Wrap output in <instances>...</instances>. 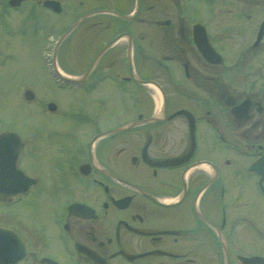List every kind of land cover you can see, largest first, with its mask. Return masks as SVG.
I'll list each match as a JSON object with an SVG mask.
<instances>
[{
	"label": "flooded vegetation",
	"instance_id": "obj_1",
	"mask_svg": "<svg viewBox=\"0 0 264 264\" xmlns=\"http://www.w3.org/2000/svg\"><path fill=\"white\" fill-rule=\"evenodd\" d=\"M262 7L0 0V66L23 18L72 100L30 109L21 84L25 132L0 113L19 135L0 136V170L28 185L0 207L43 202L31 219L0 212L27 243L21 264H264Z\"/></svg>",
	"mask_w": 264,
	"mask_h": 264
},
{
	"label": "rangeland",
	"instance_id": "obj_2",
	"mask_svg": "<svg viewBox=\"0 0 264 264\" xmlns=\"http://www.w3.org/2000/svg\"><path fill=\"white\" fill-rule=\"evenodd\" d=\"M258 12H260L259 15H261L264 10L260 11L258 9ZM26 18L27 17H25V19ZM22 20L23 18L20 22L18 19L17 22L14 20L12 23H10L9 28H6V30H4L2 33V36H4L5 33L9 34H6L5 38L8 40V45L12 50L13 58L12 60H8V62L5 64V68L0 66V70L3 71L0 73V113H2L3 119L13 118L14 122H16L14 123L12 121L13 124L25 132L24 121H22V119H24L22 116V109L25 107V105L24 100L19 92V87L21 84H28L34 89L36 98L34 102L30 103V109L33 107L35 110H42L44 104H46L51 99L57 100L60 105H63L68 109V103L72 100L68 95L60 92V90H58L53 84L52 76L43 67L45 63L43 62L41 53L38 52L39 49L36 42V35L35 32H32L35 29L32 26H29L28 33L22 32ZM243 23L247 24V22L244 20L242 24ZM31 46L33 47L31 48ZM33 49H35L34 52ZM30 53L32 54L34 61L29 58L28 55ZM39 114L43 116L42 111H39ZM52 120L61 121L58 116L53 117ZM40 124H42V122H40ZM30 166L34 168L35 171L39 173V175L43 177H51L48 172H43V169L46 167V165L40 164V171L39 168L34 164H31ZM43 183L44 181H42V184ZM42 186L44 185H41V190ZM46 192L47 191H43L42 193L46 194ZM43 199L46 200L45 198ZM49 199L52 200L51 197H49ZM37 204H43V202H35V204L32 206L23 204L8 208L0 207V212H2L1 219L6 222L11 221L12 218L9 215L10 211H13L16 214L18 213L17 215L25 219H31L32 216L36 217L37 213H39V207ZM4 213L7 214L4 215Z\"/></svg>",
	"mask_w": 264,
	"mask_h": 264
},
{
	"label": "water",
	"instance_id": "obj_3",
	"mask_svg": "<svg viewBox=\"0 0 264 264\" xmlns=\"http://www.w3.org/2000/svg\"><path fill=\"white\" fill-rule=\"evenodd\" d=\"M252 4H263L264 0H243ZM26 96L32 98L34 96L32 91H27ZM11 133L6 131L0 134L2 140L5 136H10ZM12 166L11 161L3 162V166ZM15 167V163H13ZM23 175L20 171H15L14 173L7 174L4 170H0V182L2 183L1 190L2 192H9L13 194H19L21 191L27 189V185L23 183ZM19 182L20 184L14 185V183ZM10 183H13L11 186L13 188H7ZM10 187V186H9ZM16 187V188H15ZM26 255V246L21 237L13 231L11 228L2 227L0 228V264H14L24 259Z\"/></svg>",
	"mask_w": 264,
	"mask_h": 264
}]
</instances>
